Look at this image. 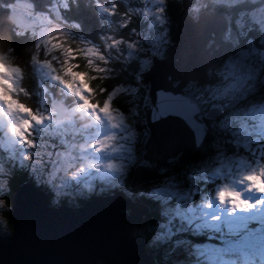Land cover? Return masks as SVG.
I'll return each mask as SVG.
<instances>
[{
  "label": "rangeland",
  "instance_id": "rangeland-1",
  "mask_svg": "<svg viewBox=\"0 0 264 264\" xmlns=\"http://www.w3.org/2000/svg\"><path fill=\"white\" fill-rule=\"evenodd\" d=\"M76 1L51 0L41 10L28 9L13 2L6 4L8 9H23L30 17L37 18L38 25L30 32L19 28L17 30L18 34L27 32L31 38V54L27 65L31 76L27 81L24 78L29 85V91L19 88L22 72L20 66L12 62L14 56L8 52L3 54L4 56L0 55V66L5 69L3 73H0V81H3L0 82V86L7 87L8 85L12 93L3 95L0 90V94H2L0 95V140L10 147L11 152L17 153L20 162L23 159L24 163L29 164L28 172L39 174L37 170L42 169L43 174L38 182L47 186L51 199L58 203L64 198L67 202L78 206L79 199L99 192L108 193L111 191L110 189L121 184L130 166L132 168L140 162L146 163L140 159L148 133L144 130V133L140 134L133 122L138 118L144 122L142 107L146 102L143 100L148 101L149 97L147 89L145 90L141 84L137 83V73L149 66L151 52L162 54V49L168 41L167 24L169 20L163 11L164 0H122L125 4L128 2L133 4V12L140 8V14L142 13V16L146 18L144 31L136 32L135 37L124 42L120 37L115 38L110 32L100 34L97 40L93 41L82 34L80 23L71 18L68 11L70 4H76ZM112 1L114 0H93V13L97 12L102 17L105 15L109 17ZM241 1L243 0H192L189 11L195 15L207 4L230 6ZM124 21L126 18L121 22ZM235 25L234 30H228V36L233 37L235 41L244 38L246 32L256 26L261 33L260 39L264 43V4L240 13L235 20ZM105 26L106 28L110 27L108 18L105 20ZM239 35L242 37H238ZM69 37H72L75 42L73 48L75 56L78 55L94 65L96 68L94 74L97 77L108 75L113 71V67L108 66L109 59L118 56L120 60L121 57H124L123 61H127V63L135 60L138 69L132 73V81L115 84L102 100L98 97L87 99L91 92L82 84V80L86 78V71L80 68L79 64L74 65L75 69L64 66L66 68L63 71L65 78L58 75L55 70L56 66H62L60 61L71 56L70 47H66L65 41H63ZM192 39L196 41L198 33L193 34ZM138 48L146 51L145 63L142 62L137 51ZM54 50H58L60 56L53 54ZM227 54L223 64L214 71L220 77L215 84L200 88L195 84L197 82H193L185 87L187 94L189 91L195 94L196 101L201 106H205L212 99H222L227 104L226 114L214 122V125L218 122L215 128L219 134L211 141V145L214 147L213 155L191 165L178 164L177 158L172 157L166 166L161 168L158 176L146 179L135 187L125 190L127 196L132 192L147 193L161 208L159 210L160 218L152 228L149 227L150 238L147 244L157 247L159 241L169 242L168 249L179 248L181 250L182 248L186 249V252L188 246H192L197 251L200 248L221 245V242H215L214 244L208 243L210 247H207L204 244L192 242L196 239V233H200L202 229H195V224L189 225L187 221L175 216L169 209H165L155 197L156 191L160 188L191 191L193 199L188 204L191 207L206 204L207 200L211 198L221 207L226 206L229 213L253 214L257 206L264 204V190L256 188L248 179V177H258L260 183L264 184V177H261V172H264V51L257 49L252 44V40L247 39L246 47H240ZM69 60L70 64H73L74 60L70 58ZM28 68L25 70L27 71ZM7 71L14 72V75L17 73L19 78L12 74L13 78H8ZM130 72L128 70V74ZM45 81L50 86L45 85ZM134 83L136 84L134 85ZM37 87H40L41 90L37 91ZM52 89L64 99H68L67 94H71L74 100L78 99V101L74 105L72 101L69 103L68 115L65 114L66 116L62 117L63 120L55 127H51V131L46 129V138H43L44 131L40 137V131L36 130L40 124H46V119L53 118L55 113L50 101L57 97L53 96ZM122 91H128L139 99H143V102L139 103L141 111L139 114L131 112L127 115L129 106L128 104L126 106L122 99L117 104L125 114L119 112L113 105V95ZM22 98L30 99L33 102L32 106L20 101ZM256 105L259 110H263L258 119L256 118L257 112H254L255 109L246 111L253 109ZM76 109L81 110H79L81 115ZM236 109L244 115H239V112L235 111ZM90 113L96 114L101 121L93 122ZM78 118L81 121L79 123L76 122ZM65 121L74 123L76 127L86 125L88 130H98L91 131L90 136L86 137L84 129H76L72 125L66 126ZM104 126L105 130L101 133ZM76 132L83 134L84 140L79 138ZM51 134H55L56 139ZM106 136L109 138L104 140ZM73 137L77 139V142L72 139ZM136 139L135 153L132 148ZM86 141L96 142L91 143L90 148L86 147L89 152L82 149ZM128 151L130 154L126 157ZM30 154L32 157L29 162L26 156ZM62 161H67L71 167L65 171ZM242 161L246 163L242 164ZM182 165V168H178L182 171L189 165L190 170L185 171V174L182 171L177 172V167L174 168V166ZM8 169V166L0 163V193L6 192L8 189ZM53 172H55L54 177ZM249 173H251L250 176ZM23 182L28 181L24 180ZM16 191L17 189L14 193ZM249 192H252L254 197L251 203L240 195L243 193L244 196H247ZM146 208L148 212V206ZM218 220L219 217L216 216L210 218L211 223H216ZM0 224H3L2 220ZM251 227L255 228L256 225L253 224ZM207 230L212 232L211 229ZM186 233L190 237L181 236ZM165 253L167 251L161 256L162 260L169 259V255ZM97 260V258L94 259L96 264L99 263ZM170 261L173 262V259L170 258Z\"/></svg>",
  "mask_w": 264,
  "mask_h": 264
},
{
  "label": "water",
  "instance_id": "water-1",
  "mask_svg": "<svg viewBox=\"0 0 264 264\" xmlns=\"http://www.w3.org/2000/svg\"><path fill=\"white\" fill-rule=\"evenodd\" d=\"M14 3L33 9L32 3L24 0ZM180 4L175 28L177 46L165 57L150 54L151 64L138 75L149 96L142 107L149 130L142 158L148 163L134 168L131 187L157 175L167 164V158L174 157L178 164H185L201 154L213 132L214 121L223 113L219 102L212 101L202 108L186 93L185 87L190 82H207L209 68L225 52L235 49L236 42L228 36L229 16L206 8L195 19L189 11L191 0H180ZM8 17L24 31H33L38 25V20L22 9L9 10ZM180 21L191 27L188 35L179 29ZM197 33L198 39L194 41L192 35ZM214 46L217 48L213 53L204 54L206 47ZM184 49H192L194 55H199L194 58L188 53L182 55ZM179 53L182 57L176 59ZM171 57L175 62L168 65L167 71L164 66ZM176 79L179 81L174 83ZM50 102L54 117L62 118L67 105L56 98ZM163 115L168 118L161 119ZM177 116L183 119H176ZM10 202L12 230L9 234L0 233V264H96V258L106 264H156L146 254L144 235L134 233V226L143 220L147 208L123 190L92 195L75 208L68 204L51 205L46 191L23 182L11 195Z\"/></svg>",
  "mask_w": 264,
  "mask_h": 264
},
{
  "label": "trees",
  "instance_id": "trees-1",
  "mask_svg": "<svg viewBox=\"0 0 264 264\" xmlns=\"http://www.w3.org/2000/svg\"><path fill=\"white\" fill-rule=\"evenodd\" d=\"M24 1H27L28 3L30 2L29 4L32 3L31 5H33L34 10H41L44 6H47L51 2V0H24ZM115 1L116 0L112 1L113 5L111 7L109 17H108V15H105L104 17H102L97 12L93 13V9H94L93 3H92L93 0H77L76 4L75 3L70 4V8L68 11L70 12L71 18L78 20V22L80 23V25H81L80 31L82 32V34L91 38L93 41L97 40V37H99L100 34H103L105 32H110L115 38L120 37L121 41L124 42L125 40H128L131 37L132 38L135 37L137 35L136 32H143L144 31L145 26H146V18L142 16V13L140 14V12H139L140 8L136 9L135 10L136 12L132 11L134 8H133V4L131 2H128L125 4V3H123L122 0H117L116 2ZM134 1H138V0H134ZM10 2H14V0H0V55L4 56L3 54L8 52L14 56L12 59V62L14 64L17 63L15 65L20 66V69L22 72V77H20L21 81H20L19 88H23L24 91H29V85L27 84L26 81L31 76L30 75L31 73H30L29 68L27 66L28 65V59H29L30 54H31V50H30L31 38L29 37V34L27 33L28 31L26 33H23V34L17 33V30L19 27H17L15 25V23L13 21H11L8 17V12H9V10H12V9H8L6 7V4L10 3ZM191 3H192V0H191ZM263 4H264V0H243L239 3L233 4L230 6L207 4L202 9L212 8L218 12L226 13L229 16V22H230L229 31H230V30H234L236 28L235 20L240 13L247 12L249 10H252L254 8L262 6ZM180 8H181L180 0H164L163 11L166 14L169 22L167 24L168 41L166 42L165 47L162 49V54L168 55L170 53V51L173 49L172 47L174 46V27L176 24L177 14H178ZM27 16H29V15H27ZM30 18H34V17H30ZM107 18H108V21L110 23L109 28H106V26H105V20ZM125 18H126V21L121 22ZM35 19H37V18H35ZM19 29L22 30L21 28H19ZM228 35H229V32H228ZM260 37H261L260 31L257 29L256 26H253L250 30H248L246 32V36L244 38H239L238 41H235V39L233 37H231L236 42V47L233 51L225 52L224 54L232 53L240 47L241 48L246 47L247 39H251L252 44H254V46L257 49L264 51V43L261 41ZM63 41H65L66 47H68V48L70 47L71 56H69V57L66 56L67 57L66 59L60 61V64H62V66H60V67L56 66L55 70H56L58 75L65 78L66 76H65L63 71L66 68L64 66L71 67V68L75 69L74 65L79 64V67L86 71V78L84 80H82V84H84L86 86V88L89 89V91L91 92L90 93L91 95L89 97H87V99H90L92 97H98L102 100V98L106 96V94L110 91V89L115 84H117V83H128V81H132L131 80L133 78L132 73L138 69V66H137V63L135 60L127 63V61H123L124 57L120 56L121 57V60H120V58H118V56H117V58L109 59L110 61H109L108 66L113 67V71L111 73H109L108 75L97 77L94 74V71L96 69L94 67V65L88 63L86 60L82 59L78 55L75 56V54L73 53L74 52L73 48H74V43H75L73 41V38L69 37L67 40H63ZM137 51L140 54V57L142 58V62L145 63L146 51L143 50L142 48H138ZM152 53H156V52H151L150 54H152ZM53 54L60 56V52L58 50H54ZM156 54H158V53H156ZM69 58L74 60V61L71 60L73 64H70ZM224 58H225V56L223 55V58L221 59V61L217 65L209 68L208 72L210 74V79L206 83H202V84L195 83V84L200 88H204L208 85L215 84L220 79V77H218L216 75V73H214V71H216V69L219 67V65L223 64ZM150 62H151V58H150ZM25 68H28L27 71L25 70ZM128 70L131 71L130 74H128ZM143 70H141L140 72H142ZM140 72L137 73V83H139V84H141L138 80V75ZM7 73H8V78H13L11 76V74L14 75V72L10 73L9 71H7ZM78 75H79V73H78ZM14 76H17L19 78L17 73ZM24 78L26 81L24 80ZM190 83H193V82H190ZM135 84L136 83H134V85ZM45 85H48L47 81H45ZM48 86H50V85H48ZM143 87L145 90L147 89L146 86H143ZM7 88H9L10 90H8ZM144 89H142L143 92H144ZM0 90H1L3 95H11L12 94L10 92L11 88L8 85H7V87L4 85H1ZM18 90H20V89H18ZM31 90H32V88H31ZM36 90L40 91L41 88L37 87ZM52 91H53V96L57 97V99H59L62 103H65L67 106L69 105V103L71 101L73 102V105L76 103V101H78V99L74 100V98L71 94H67L68 99H64V98H62V96L58 92H56L53 89H52ZM188 94L192 98L197 100L194 93L189 91ZM121 99L125 101L126 106H127V104L129 106V110H128L127 115H129L131 112H133L134 114H139L141 112L139 103L143 102V101L146 103L148 102V101H145L143 99H139L138 97L134 96L132 93H129L128 91L127 92L122 91L120 93H115L112 97V102H113V105L122 114H125V113L118 108V104H117V102H119ZM20 101L26 103L28 106H32V104H33V102L30 99L22 98ZM212 101L213 102H219L222 105L223 113L219 117V118H221L228 111L226 108L227 104L224 100L212 99L205 106L202 105L201 107L205 108ZM79 110L80 109H78V110L76 109V111L78 113L81 111V110L80 111ZM252 110H254V112H257L256 113L257 119L261 117L260 114L263 110H259L257 105L254 106L253 109L246 110V111H252ZM235 111L239 112V115H244L238 109H236ZM246 111H245V114H246ZM77 112H75V113H77ZM75 113H74V118L76 117ZM90 114L92 115L91 120L93 122L101 121L97 117L96 114H94V113H90ZM66 115H68V113ZM54 116H55V113L52 116L53 118H48L45 120L46 124H44V125L40 124L38 126L36 131H38V132L40 131V137L45 133L46 129H47V131H51V127H55L61 120H63V118L56 119ZM83 117H85V116H83ZM219 118L216 121H218ZM138 119H136L133 122V124L135 125V128L138 129L140 134L144 133V130H146L145 132L148 133V130L145 126V123L138 120ZM76 122L79 123L81 121H79V118H78V120H76ZM89 122H91V121H89ZM217 123L218 122H216V124ZM216 124L214 125V123H213V132L211 133V135L207 139V142H206L205 147H204V151H202L201 154H199V155L195 156L194 158H192L191 160H189L186 164H190V165L193 163L195 164L200 159L209 158L213 155L214 147H212L211 141L213 140V138H215V136L217 134H219V131L217 130V128H215ZM65 125L66 126L72 125L76 129L77 128L84 129V132L87 134L86 137L90 136L91 131L98 130V129L88 130L86 128V125L82 126V127H76V125L74 123H71L69 121H65ZM104 128H105V126L103 127V129H101V133L104 132V130H105ZM43 131H44V133H43ZM76 134L79 138H82L84 140L85 136L83 134H78L77 132H76ZM51 136L54 139H56L55 134L54 135L51 134ZM138 137H137V139H138ZM43 138H46V133H45ZM107 138H109V137L106 136L104 138V140ZM54 139H53V141H54ZM72 139H74L77 142L76 138L73 137ZM137 139L133 142V148H132L133 150H135L134 146H135V142L137 141ZM91 143H96V142L86 141V143L83 145L82 149L86 152H89L88 151L89 149H86V147L90 148ZM55 149H58V148H55ZM9 151H10L9 147L2 140H0V163L8 166V168H9L7 171L8 172V174H7V187H8V189L6 188L7 189L6 192L0 193V221L2 220V222H3V224H0V232L1 233L9 234L12 230V222L10 219V211H11L10 197L14 193V191L17 189L18 184H21L22 181H24V180L36 185L37 188H40L41 190L46 191L49 195V203L51 205H54V206L57 205L58 206V205H62V204H68L71 206H75V205H73L74 203H69L64 198L61 200V202H58V203L55 202L53 199H51L50 191L48 190L47 186L42 182H38V179L43 174L42 169L41 168L38 170L36 169L39 174H31L30 171L28 172L29 164L24 163L23 159H22V162H20V160L18 159L19 156L17 155V153L15 151L14 152H11V151L9 152ZM98 153L100 154V152H98ZM135 153H136V150H135ZM129 154H130L129 151L126 152V157ZM142 154H143V152H142ZM142 154H141L140 161L142 160ZM31 157H32V154H30L29 156H26V158H28L29 162L31 161ZM169 159H168V161H169ZM99 161H100V159H99ZM132 163H133V161H132ZM134 166L132 168L130 166L129 171H128V173H126V177L121 184L115 186V188L113 187L112 189H110L111 190L110 192L105 193V194L115 192L120 188H123L122 190L124 192H125V190H129V184L132 180L131 176L133 173ZM163 166H166V165H163ZM188 166L185 167V169L183 171L178 169V168H182L183 165L182 166H174V168L177 167V169H176L177 172L180 173L182 171V173L185 174V171L188 172L190 170ZM39 170H41L40 171L41 173L39 172ZM158 175H159V173L156 176H158ZM212 185H213V183H212ZM6 189H3V190H6ZM0 190H1V188H0ZM100 194H103V193H100ZM128 196H130L133 200H135V202L141 203L145 206H148V208H149V210L146 213V215L144 216L143 220L134 226V233H141L144 235V240H145V243H146L147 249H148L147 251L155 257L157 264H206V261L204 260V258L199 257L197 255V251H195V249L192 246H188L187 252H186V249H182V248H181V250L179 248H175L176 251L168 249V247L170 246L169 242H163L162 243V241H159L157 243V247L152 246L150 244H147V241H149V238H150L149 237V233H150L149 227L152 228V226L157 222V219L160 218L159 210H161V208L156 201H154L152 198H150L147 195V193L132 192L131 195H128ZM89 197H91V196L85 197L84 199H79L78 203H77L78 206L83 204L85 202V200ZM4 205H6V206L4 207ZM196 234H197L196 239L192 242H197L198 244L201 243L207 247H210V246H208V243L214 244L215 242H217V243L221 242L220 234L215 232V231L211 232L207 229H202L200 231V233H196ZM181 236L190 237V236H187V233L185 235H181ZM210 248H212V247H210ZM165 251H167V253H165V254L169 255V259H165L166 261L164 259L162 260V258H161V256H163V253ZM170 258L173 259V262L170 261ZM98 262H99V264H106L103 260H99Z\"/></svg>",
  "mask_w": 264,
  "mask_h": 264
},
{
  "label": "snow or ice",
  "instance_id": "snow-or-ice-1",
  "mask_svg": "<svg viewBox=\"0 0 264 264\" xmlns=\"http://www.w3.org/2000/svg\"><path fill=\"white\" fill-rule=\"evenodd\" d=\"M168 115L160 118L167 119ZM175 118L183 119L180 116ZM62 163L65 171L71 167L67 161ZM244 163L246 162L242 161V164ZM248 175L250 176L251 173ZM54 176L55 172H53ZM261 177H264V172H261ZM240 195L250 203L254 198L252 192L247 196L243 193ZM155 197L175 216L187 221L189 225L195 224V229H211L220 234V246L197 250V255L204 258L206 264H264V204L257 206L253 214L242 215L229 213L226 206L221 207L211 198L206 204L197 207L188 206L193 199L191 191L160 188L156 191ZM214 216L219 217V220L211 223L210 218ZM253 224L256 225L255 228L251 227Z\"/></svg>",
  "mask_w": 264,
  "mask_h": 264
},
{
  "label": "bare ground",
  "instance_id": "bare-ground-1",
  "mask_svg": "<svg viewBox=\"0 0 264 264\" xmlns=\"http://www.w3.org/2000/svg\"><path fill=\"white\" fill-rule=\"evenodd\" d=\"M204 9H206V8H204ZM212 9V8H211ZM203 10V9H202ZM212 10H214V9H212ZM201 11V10H200ZM200 11H198L195 15H193V17L195 18V19H197L198 18V13L200 12ZM216 11V10H215ZM191 13V12H190ZM177 23V22H176ZM180 23L181 24H179L178 25V27H179V29L181 30V32L183 31L186 35H188L191 31H192V29H191V27H189L188 26V24L187 23H183V21H180ZM175 28H176V24H175V27H174V46H177V42H176V36H175ZM211 42H212V40H210L209 42H208V44H207V46L208 45H210L211 44ZM174 46L172 47V48H174ZM180 46V45H179ZM181 47V46H180ZM217 48V46H214V47H206V51H204V54H211V53H213L214 52V50ZM173 50V49H172ZM171 50V51H172ZM182 50V49H181ZM170 51V52H171ZM185 53H188L190 56H192L193 58H194V56H198L199 54L198 53H196L195 55H194V50H192V49H184V51H183V53H182V55H185ZM158 55V54H157ZM182 55H181V53H179V55L177 54V56H176V59H178V58H180V57H182ZM158 56H160V57H165L166 55L165 54H161V55H158ZM221 61V60H220ZM219 61V62H220ZM175 62V59H174V57H171L169 60H168V64H165V66H164V69L165 70H167V71H169V69H168V65L169 64H173ZM218 62V63H219ZM217 63V64H218ZM150 64H151V62H150ZM216 64V65H217ZM149 67V66H148ZM147 67V68H148ZM179 80L178 79H176L175 81H174V83H177ZM195 82H197V81H195ZM198 83V82H197ZM201 83H204V82H201ZM142 85V84H141ZM148 94V93H147ZM149 97V96H148ZM149 101V100H148ZM146 104V103H145ZM68 107V106H67ZM142 110H143V108H142ZM66 112H67V108H66ZM146 126V125H145ZM147 128V127H146ZM147 130H148V128H147ZM148 134H149V130H148ZM144 150V149H143ZM144 152V151H143ZM181 152H184L183 151V149L181 150ZM168 159L169 158H167V161H168ZM142 160L143 161H146V163H144V162H140V163H138V164H136L135 166H134V168L137 166V165H139V164H147L148 163V160H144L143 158H142ZM151 165H154V163H151ZM134 168H133V173H132V178H133V175H134ZM156 175H152V176H150L148 179H150V178H152V177H155ZM145 181V180H144ZM143 182V181H142ZM137 184H139V183H137ZM129 187L130 188H132L130 185H129ZM134 187V186H133ZM114 193V192H113ZM109 194H112V193H109ZM84 204V203H83ZM83 204H81V205H83ZM80 205V206H81ZM74 207V206H73ZM76 207H79V206H75V208ZM125 211V210H124ZM125 212H127L128 214L130 213V211H125ZM6 236V235H5ZM145 241V240H144ZM145 249H146V254H149V255H151L154 259H155V257L152 255V254H150V253H148L147 252V247L145 246ZM100 260H102V259H100ZM97 261H99V259L97 260ZM104 261V260H103ZM105 262V261H104ZM155 262H156V260H155ZM99 264V263H98ZM156 264H157V262H156Z\"/></svg>",
  "mask_w": 264,
  "mask_h": 264
},
{
  "label": "clouds",
  "instance_id": "clouds-1",
  "mask_svg": "<svg viewBox=\"0 0 264 264\" xmlns=\"http://www.w3.org/2000/svg\"><path fill=\"white\" fill-rule=\"evenodd\" d=\"M4 71L5 69L3 68V66H0V73H3ZM0 82H3V81H0ZM248 179L252 181V183L255 185L256 188L260 190H264V184L260 183V180L258 177H248Z\"/></svg>",
  "mask_w": 264,
  "mask_h": 264
},
{
  "label": "flooded vegetation",
  "instance_id": "flooded-vegetation-1",
  "mask_svg": "<svg viewBox=\"0 0 264 264\" xmlns=\"http://www.w3.org/2000/svg\"><path fill=\"white\" fill-rule=\"evenodd\" d=\"M116 1H117V0H116ZM116 1H115V2H116ZM112 32H113V31H112ZM238 37H242V36H241V35H239ZM227 55H228V54H224V56H225V57H226Z\"/></svg>",
  "mask_w": 264,
  "mask_h": 264
}]
</instances>
